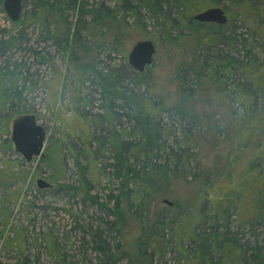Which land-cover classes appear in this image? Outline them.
I'll list each match as a JSON object with an SVG mask.
<instances>
[{
  "label": "rangeland",
  "instance_id": "rangeland-1",
  "mask_svg": "<svg viewBox=\"0 0 264 264\" xmlns=\"http://www.w3.org/2000/svg\"><path fill=\"white\" fill-rule=\"evenodd\" d=\"M144 1L22 0L13 22L0 0V264H225L218 243L261 264L264 207L213 200L264 173V0ZM211 6L226 23L188 22ZM23 114L46 132L30 161L11 140Z\"/></svg>",
  "mask_w": 264,
  "mask_h": 264
},
{
  "label": "water",
  "instance_id": "water-1",
  "mask_svg": "<svg viewBox=\"0 0 264 264\" xmlns=\"http://www.w3.org/2000/svg\"><path fill=\"white\" fill-rule=\"evenodd\" d=\"M3 9L11 21H17L22 11V0H3ZM193 19L202 23L222 25L227 22L225 11L220 6H211L193 15ZM155 47L152 41L139 40L131 47L127 60L137 71L142 72L151 65ZM46 132L42 125L37 123L35 115L23 114L13 119L11 124V140L14 149L26 161L35 156L43 155ZM50 184L43 179L37 180V186L44 188Z\"/></svg>",
  "mask_w": 264,
  "mask_h": 264
},
{
  "label": "trees",
  "instance_id": "trees-1",
  "mask_svg": "<svg viewBox=\"0 0 264 264\" xmlns=\"http://www.w3.org/2000/svg\"><path fill=\"white\" fill-rule=\"evenodd\" d=\"M144 3H145V5H148V6L151 5L153 7L154 11H156V9L154 8V6H156L154 0H145ZM175 3H176V6L178 4V7L182 8V12L184 14L186 11H192V10H195L196 8H201V7L197 6L198 4L202 5V7H205V6L207 7L210 5L209 0H201V1L176 0ZM47 7H51V6L48 5ZM192 19H193V16L191 18V15L189 16V18H187L188 22L192 21ZM105 91H107V89H105ZM109 93L111 94L112 91H109ZM122 96L124 98H126L125 95H122ZM137 107L138 106H135V113L133 115V118H134L135 123L138 126V128H142L146 124V114H144L142 109L137 110ZM261 112H262V110L260 109L259 113H261ZM260 122H261V117H259V120H258V118H257V120H254V123H253L254 131L257 129V127H255L254 125L256 123L260 124ZM262 126H259V129L264 131V126L263 127ZM261 151H263V150H261ZM262 160H264V158H262ZM248 163L251 164L252 160H249ZM118 173H120L121 175H123L127 178L129 176V168H127V167L122 168L121 167L120 169H118ZM246 177H248V176H245V178H243L244 182H246V180H247ZM248 180L250 182L249 183L247 181L248 182L247 184L249 186H247L246 183L240 184L241 180H240V182H235L232 191H229V193H227V195H225V193L222 192L220 196H217L213 200L214 205L217 206V205H219V202H222L221 205H223V204L224 205H230V206H233L234 208H236L239 206L238 201H240L244 196H248L249 193H251L254 196L252 198H248V199L249 200L251 199L252 202L255 204V206L257 207L256 211L262 212V209L264 207V173L260 172V171L253 172V170H252V175H251V177L249 176ZM237 181H239V180H237ZM219 193L220 192L217 190V194H219ZM210 201H212V200H210ZM248 201H247V203H249ZM102 207H105V205H102ZM111 212H113V211H111ZM114 214H118V213L115 211ZM217 248H222V249L227 248V250H225L223 252V254H221V258H223L226 261L225 264H229V263L237 264L239 256H236L235 251H233L228 246L224 245V243L223 244L218 243ZM203 254H205V251L203 252ZM198 256L199 255H194V260H193V261H195L194 264H196V262H198L199 264H210L211 263V260L210 259L208 260L207 258H205L204 255L202 256V258L200 257V259H198ZM258 264H260V263H258ZM261 264H264V256H263V258H261Z\"/></svg>",
  "mask_w": 264,
  "mask_h": 264
}]
</instances>
